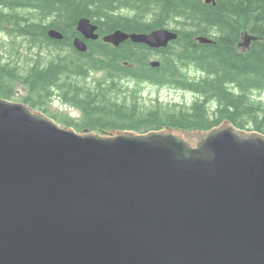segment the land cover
Wrapping results in <instances>:
<instances>
[{
  "label": "water",
  "instance_id": "95a60500",
  "mask_svg": "<svg viewBox=\"0 0 264 264\" xmlns=\"http://www.w3.org/2000/svg\"><path fill=\"white\" fill-rule=\"evenodd\" d=\"M77 32L79 52L99 38L88 18ZM177 37L164 27L102 40L160 49ZM0 264H264V134L229 121L78 133L0 98Z\"/></svg>",
  "mask_w": 264,
  "mask_h": 264
},
{
  "label": "trees",
  "instance_id": "16d2710c",
  "mask_svg": "<svg viewBox=\"0 0 264 264\" xmlns=\"http://www.w3.org/2000/svg\"><path fill=\"white\" fill-rule=\"evenodd\" d=\"M214 3L0 0V32L24 39L33 55L26 56L25 71L12 59L0 64V98H17L15 84L20 82L27 94L18 102L33 109L49 113L51 101L76 108L77 118L48 116L78 133H147L167 127L210 131L229 121L239 130L264 134V101L254 97L264 92V0ZM82 18L97 24L99 34L96 40L85 41V52L72 44L76 37L82 38L77 32ZM164 27L178 37L156 51L131 41L115 47L102 40L116 30L149 33ZM50 29L63 38H49ZM244 33L251 40L241 50ZM43 47L55 52L42 56ZM152 56L159 62L156 67L148 62ZM141 84L191 92L195 100L189 106L160 102L145 106L139 96Z\"/></svg>",
  "mask_w": 264,
  "mask_h": 264
},
{
  "label": "rangeland",
  "instance_id": "374dc122",
  "mask_svg": "<svg viewBox=\"0 0 264 264\" xmlns=\"http://www.w3.org/2000/svg\"><path fill=\"white\" fill-rule=\"evenodd\" d=\"M169 27L174 28L175 25L173 22H170L168 24ZM251 40V37L244 33L242 36V39L239 43V48L241 50H244L249 42ZM28 43L24 41V39L19 37H12L8 33L0 32V64L4 62H8L10 59H12L14 62L18 61L16 64L21 68L22 71H25L27 69V64L29 63L28 60H26V56L32 57L30 51H28L27 46ZM49 52H55L51 51L50 49L41 48L40 53L42 56H45V54H49ZM20 53V57L18 58V54ZM47 60V59H46ZM156 58L154 56L148 58L149 61H155ZM95 77H99L100 74L94 75ZM132 84V82H131ZM132 86V85H131ZM141 90L139 91V96L141 97V102L145 106H151L156 104L157 102L164 104H183V105H191V103L195 100V96L191 92H183L167 87H161L157 88L149 84H141ZM15 92L17 98L25 97L27 94V88L23 86L20 82H17L15 84ZM254 97L261 99L264 101V92H262L260 95ZM17 98H13L12 101L18 102L19 100ZM47 112L49 113H60V114H69L70 116L78 117L79 111L76 108L67 106V105H61L60 101H51L49 105L47 106ZM36 112L42 113L41 111L34 109ZM49 113H42L49 117ZM53 120V119H52ZM55 121V120H53ZM56 122V121H55ZM85 133V132H81Z\"/></svg>",
  "mask_w": 264,
  "mask_h": 264
},
{
  "label": "flooded vegetation",
  "instance_id": "af4514ba",
  "mask_svg": "<svg viewBox=\"0 0 264 264\" xmlns=\"http://www.w3.org/2000/svg\"><path fill=\"white\" fill-rule=\"evenodd\" d=\"M150 50H151V51H156V50H158V49H151V48H150Z\"/></svg>",
  "mask_w": 264,
  "mask_h": 264
}]
</instances>
